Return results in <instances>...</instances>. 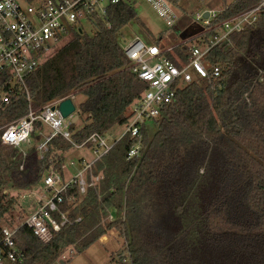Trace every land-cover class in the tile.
Listing matches in <instances>:
<instances>
[{"label": "trees", "instance_id": "16d2710c", "mask_svg": "<svg viewBox=\"0 0 264 264\" xmlns=\"http://www.w3.org/2000/svg\"><path fill=\"white\" fill-rule=\"evenodd\" d=\"M170 1L181 8L180 0ZM262 1L225 3L206 27L196 24L195 13L182 11L171 27L180 41L175 53L189 60L191 45H203L223 22ZM105 8V14L93 11L88 17L95 27L92 35L80 23L27 77L30 99L17 88L10 104L0 109V242L2 220L10 219L18 205L6 190L39 185L54 162L66 177V154L75 150L71 141L56 135L41 157L38 131L47 128L38 122L24 156L2 143L4 126L30 106L40 109L75 95L81 97L78 114L85 123L71 126L72 139L82 144L94 133L106 136L114 126H125L147 89L118 41L124 27L141 23L137 10L126 1ZM193 30V39L181 38ZM230 42L207 56V66H218L220 76L181 87L154 119L153 135L148 121L140 135L116 140L87 174L89 181L92 175L103 177L84 195L77 186L66 193L61 210L81 221L53 230L48 243L27 224L16 225L13 238L20 258L11 264H64L66 251L81 253L112 231L125 239L131 264H264V9L255 23L232 32ZM173 54L167 52L176 62ZM139 144V153L128 158ZM68 195L76 200L69 201ZM54 216L61 219L58 212Z\"/></svg>", "mask_w": 264, "mask_h": 264}, {"label": "built area", "instance_id": "2783aa9c", "mask_svg": "<svg viewBox=\"0 0 264 264\" xmlns=\"http://www.w3.org/2000/svg\"><path fill=\"white\" fill-rule=\"evenodd\" d=\"M135 0H0V109L10 104L12 95L19 88L25 91L30 99L27 77L41 68L42 64L54 48L64 40L70 38L73 30L80 29L81 19L89 17L93 11L106 13V6L111 3ZM154 10L163 17L172 27L179 20L180 15L170 0H145ZM264 9V0L255 7L226 20L221 24L222 30L206 41L203 45H191L189 60H183L175 53L178 45L166 48L158 44H148L139 36L124 45V51L131 61L130 68L146 84L147 89L134 104L133 116L124 126L125 130L119 137L131 133L132 136L140 135L145 122L160 117L164 105L170 103L177 91L192 83L196 79H211L220 76V68L212 69L206 64L207 56L216 47H224L230 42V34L234 31H242L246 25L255 23L260 12ZM209 16L205 17V11L195 14L198 26L206 27L216 17L220 10H207ZM193 37L189 38L193 39ZM167 52L176 54L177 61L167 56ZM71 98L74 103L76 96L68 95L54 100L40 109L30 106L28 113L6 124L2 133V143L19 148L24 155L27 154L26 146L32 141V135L36 131L38 122H42L49 132L42 129L38 133L42 140L37 149L41 157L48 150L49 141L56 135H62L71 141L75 149H89L93 151L95 159L88 160L84 154L78 158L82 169L71 177H64L53 165L47 171L42 182L35 191H30L35 196L38 207L24 221L33 228L35 234L44 242H50L54 232L61 230L68 223L79 222L82 217L74 221L70 219L68 212H63L60 204L64 202L66 193L77 186L79 193L84 195L90 186H93L103 176L92 175V180L87 179V174L92 169L95 160L108 152L112 146L106 137L92 134L85 143L78 144L73 141L71 126L76 112L64 117L59 109L60 103ZM91 146H87V144ZM140 144L132 148L128 158L139 153ZM72 161L71 165H75ZM69 201L76 200L75 196H69ZM61 216L57 220L54 213ZM114 217L111 215V219ZM16 227L3 225L4 239L0 242V264H11L20 258L16 249L14 234ZM111 234H114L112 231ZM109 234L101 237L105 243ZM5 248V250H3Z\"/></svg>", "mask_w": 264, "mask_h": 264}, {"label": "rangeland", "instance_id": "374dc122", "mask_svg": "<svg viewBox=\"0 0 264 264\" xmlns=\"http://www.w3.org/2000/svg\"><path fill=\"white\" fill-rule=\"evenodd\" d=\"M19 1L21 3L24 2V0ZM234 1L235 0H180L181 8H176V12L181 15L182 11L195 14L207 10L218 11L222 10L225 3L231 4ZM132 5L137 10L141 23L131 22L119 32L118 41L121 45L124 46L137 36L148 44H158L156 40H159L158 45L164 48L172 45L176 46L180 43L177 32L167 24L166 20L154 10L151 4L145 0H135L132 2ZM81 25L85 33L92 35L95 32V27L88 17L81 19ZM193 32H196V30H193L192 33ZM183 40L189 41L188 38ZM230 45L231 42L227 43L225 47H229ZM173 55L174 57L176 56L175 54ZM80 101L81 97H76L75 103L78 106ZM84 123L85 118H81L77 126L81 127ZM147 126L149 134L153 135L157 130V122L151 120L147 123ZM124 130L125 127L123 125L114 126L105 136L107 142L113 144L119 139ZM46 132H49V128H47ZM29 146H26V152L29 151ZM81 154H84L88 160L95 159L93 151L89 149H75L70 151L66 154V177L74 176L83 168L80 162H78V158ZM72 161H76V164L71 165ZM52 165L56 168L55 162L52 163ZM37 186L31 189H16L10 187L6 190L16 197L18 205L16 212L10 219L7 218L2 220V225L16 227V225L23 222L25 218L35 211L38 204L35 196L32 195L30 191H35L34 189H37ZM10 220L16 221V223L12 224ZM113 232L114 235L112 234L113 236H111L108 243H102L101 241L96 242L85 251L77 254H73L70 249L62 255L61 260L65 261L64 264H131V261L127 257V252L124 249L125 239L119 236L116 231ZM58 262L56 264H62Z\"/></svg>", "mask_w": 264, "mask_h": 264}, {"label": "water", "instance_id": "95a60500", "mask_svg": "<svg viewBox=\"0 0 264 264\" xmlns=\"http://www.w3.org/2000/svg\"><path fill=\"white\" fill-rule=\"evenodd\" d=\"M205 17L209 16V11H205ZM196 34V32H191V33H187L186 31L181 33V38L182 39H189L191 36H194ZM59 109L62 113V115L64 117H67L71 114H73L74 112H76V105L74 103V101L71 98H67L65 100H63L60 105H59ZM79 120V114L75 113L74 117H73V122L76 123Z\"/></svg>", "mask_w": 264, "mask_h": 264}, {"label": "crops", "instance_id": "0c3cea01", "mask_svg": "<svg viewBox=\"0 0 264 264\" xmlns=\"http://www.w3.org/2000/svg\"><path fill=\"white\" fill-rule=\"evenodd\" d=\"M114 235V234H113ZM112 234H109L108 235V237H107V239H105V240H107L105 243H108L109 242V240H110V238H111V236H113ZM102 243H104L103 242V240H100Z\"/></svg>", "mask_w": 264, "mask_h": 264}]
</instances>
